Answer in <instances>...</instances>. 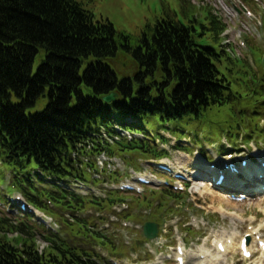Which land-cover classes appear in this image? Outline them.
<instances>
[{
    "label": "trees",
    "instance_id": "1",
    "mask_svg": "<svg viewBox=\"0 0 264 264\" xmlns=\"http://www.w3.org/2000/svg\"><path fill=\"white\" fill-rule=\"evenodd\" d=\"M175 7L134 38L97 19L78 0H0L2 164L13 172L31 164L27 174L40 169L58 179H88L70 154L97 152V146L86 150V140L109 121L129 116L150 127L161 122L176 128L185 120L181 127L200 129L209 112L233 111L240 93L250 90V66L228 54L220 37L225 24L208 7L201 17L188 0H176ZM110 92L115 100L103 102ZM245 97L253 123L264 112V100ZM125 147L118 143L104 150L120 153ZM14 185L42 207L26 181ZM43 195L72 212L88 203L61 190ZM83 229L92 231L82 222L72 231ZM38 236L47 242L41 252ZM62 241L0 208V264H97L91 253Z\"/></svg>",
    "mask_w": 264,
    "mask_h": 264
},
{
    "label": "rangeland",
    "instance_id": "2",
    "mask_svg": "<svg viewBox=\"0 0 264 264\" xmlns=\"http://www.w3.org/2000/svg\"><path fill=\"white\" fill-rule=\"evenodd\" d=\"M82 3L83 7L91 10L95 17L97 19L105 18L111 22V24L114 26V28L117 31H122L127 34H130L132 37L136 38L141 34V31L146 27L148 24H154L155 21L161 17L164 16V11H171V9H176L175 2L176 0H78ZM193 7L198 8L200 12L196 11L197 16L201 17V10L205 7L211 6L212 8L208 9L211 10L213 15H218L223 22L228 24V28L226 31V40H229L231 44L234 46H238V37L241 35V40L243 39L244 34L249 35L251 37L247 38V42L251 46V53L254 57L256 66H259V60H264V32L260 31H254L256 28H253L256 20L254 19H245L242 15L239 17H232L228 15L226 12H224V9L228 11V7L232 6L234 2L237 0H188ZM242 2L243 0H239V2ZM220 2V3H219ZM249 1L244 2L246 6H248ZM258 6L255 7L253 3H251V6L249 7L250 10L254 13V16L258 18V13L263 15L264 11V0H259V2H256ZM204 5V6H203ZM251 7H254L251 9ZM240 31L242 33H240ZM256 34L259 35L256 37ZM238 38V39H237ZM196 41L199 43L207 44L209 41H206L200 37H196ZM215 45V43H214ZM262 48V49H261ZM240 50V49H239ZM237 50L239 55H242V50ZM40 63L39 55L35 57L33 61L32 70L35 71L38 64ZM85 65H82V69ZM46 99L43 98L40 100V104L38 105V109H41L42 106L45 104ZM207 123L205 126H202L200 129L204 138L198 137L199 142H195L192 138L191 140H181L180 145H182L183 149L185 150H179L178 146L177 149H170V160L175 163L181 160V164L186 167L187 170L193 171V168L195 164L193 165L192 161L189 162V164L185 161L186 160V152H191L194 150H198L201 147H205V149H211L213 151L214 156L217 155L218 158H223L226 156L227 152L229 151V148H226L222 151V153H218L220 150L214 148L210 143L211 141L218 142L220 138L224 135L221 131L224 132H232L233 130L230 129V125L227 123H222L220 126L218 122H226L229 118V115L226 111H220L218 113L215 112H209L208 114ZM185 122V120H184ZM145 129L153 131L154 134H157L159 129L166 130L167 127L162 125L160 122V125H155L154 127L148 126L146 123H143ZM261 125H263V121H261ZM190 127L187 126V128ZM192 127V126H191ZM194 128V127H193ZM193 128H188L189 130H194ZM240 130L242 131V127H240ZM187 132V129H186ZM164 135L170 139V144L168 146L172 145L173 143L175 145H178L179 143L175 141L173 138H170L167 132H164ZM191 136V134L189 135ZM209 136V137H206ZM228 138H231L228 135ZM223 139V138H222ZM224 141V140H223ZM254 141V140H253ZM259 147L264 151V137L258 139ZM215 144V143H213ZM210 146H212L210 148ZM209 147V148H208ZM245 147V146H243ZM218 151V152H217ZM217 153V154H216ZM128 156H131V158L125 159L124 161L129 165H135L136 164V158L138 154L136 152H127ZM138 164L142 167V171L140 173L144 175H150L151 169L146 166V161H139ZM31 164H28L26 171H29L31 168ZM24 171V173L26 172ZM0 172H3L6 176V183H2L0 185V196L4 197L8 200L9 197H14L16 193H19L17 191H11L7 184L10 183V176L9 172L2 168L0 166ZM12 179V176H11ZM196 187L198 185H201L202 187L199 190H203V194L201 195H193L194 194V188H188L185 193L187 194L186 198V205L183 204L175 205L176 203L173 201H169L168 205L165 204L164 210L158 212L162 223L164 224V233L167 232L168 228L170 227L172 229L173 234H168V239L166 237L161 236L160 242L161 243H169L171 239H173L176 242V238L179 236L181 237L186 244V254L190 255H198L200 251H198L199 248L204 247L206 250L210 253V258L215 257V251H214V242L218 237L222 235V233L227 234H235L239 235L240 232H247L249 231V227H255L257 225H261L264 222V197H258L254 198L245 202L236 203L233 201L228 200L225 198L223 194L217 193L218 191L215 189H211L208 187V185L203 183L201 180H196ZM67 187H70L67 185ZM206 191V192H205ZM197 203L195 204L197 208L195 209L194 205L193 208L187 209L186 206H188V202L193 203L194 201ZM9 202V200H8ZM8 202L5 203V206L3 207L4 210H10L9 206H7ZM158 200L154 201L153 207L151 208V211L155 209L157 211L156 207L158 204ZM194 204V203H193ZM160 205V204H158ZM170 208H173L176 210L175 212H165V210H168ZM134 209V208H133ZM133 209H129L131 213L134 212ZM136 209V207H135ZM162 207H160V210ZM55 212L58 214H63L66 216V212L55 209ZM94 210V209H92ZM141 213H145L146 211H139ZM174 214V215H173ZM137 215V214H136ZM58 224V228L56 232H59L60 235L64 238L67 237L72 243V238L68 236V226L64 223H61L59 219H56L57 217H53ZM153 220H158V217H156L155 214L149 217ZM191 225L193 227L194 233L188 234L185 233L186 231L181 230L182 227ZM101 227V223H99V228ZM109 231H115L116 233L112 234V237L119 241L120 238H122L121 243H128L127 246L133 247L136 245V241L140 238V233L137 234V239L135 234L128 230V231H122L118 226H111L109 228ZM118 231V232H117ZM264 235V233H263ZM41 238V237H40ZM166 238V239H165ZM236 238V237H235ZM39 239V236L37 240ZM42 242L41 239H39V242ZM78 246H81L83 248H90L91 246L95 245V243L92 241H84V240H78ZM237 246V245H236ZM129 251H125L126 253L124 255H121L123 257H127ZM97 251H101V253L108 257V252L104 251L102 249L96 248ZM169 255H173L174 252L169 250L167 248ZM143 251L142 249L137 251L139 254ZM260 255H256L252 259H241L238 251H231L228 255L224 256L223 262L221 264H264L263 258L259 257ZM194 256H192L193 258ZM140 260H142V255L140 256ZM130 260H120L118 261V264H129Z\"/></svg>",
    "mask_w": 264,
    "mask_h": 264
},
{
    "label": "water",
    "instance_id": "3",
    "mask_svg": "<svg viewBox=\"0 0 264 264\" xmlns=\"http://www.w3.org/2000/svg\"><path fill=\"white\" fill-rule=\"evenodd\" d=\"M114 98H115V93L112 92V93H110L108 95H105L103 97V100L106 101V102H109V101L114 100ZM143 230H144L145 237L153 238L154 236H156L157 226L152 224V223H146L144 225Z\"/></svg>",
    "mask_w": 264,
    "mask_h": 264
},
{
    "label": "bare ground",
    "instance_id": "4",
    "mask_svg": "<svg viewBox=\"0 0 264 264\" xmlns=\"http://www.w3.org/2000/svg\"><path fill=\"white\" fill-rule=\"evenodd\" d=\"M244 183V182H243ZM257 184V183H256ZM251 187H252V191H258L259 190V187L260 186H254V185H251ZM202 192V191H201ZM231 239H233V237H231V236H229ZM234 250V247H233V244H232V242L231 243H229L228 245H227V247L225 248V252H227V251H233ZM226 254V253H225Z\"/></svg>",
    "mask_w": 264,
    "mask_h": 264
}]
</instances>
